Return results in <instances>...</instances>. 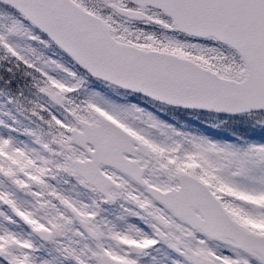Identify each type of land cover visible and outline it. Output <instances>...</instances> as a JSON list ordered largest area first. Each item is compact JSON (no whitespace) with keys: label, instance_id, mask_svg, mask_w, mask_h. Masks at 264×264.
I'll return each mask as SVG.
<instances>
[{"label":"snow or ice","instance_id":"snow-or-ice-1","mask_svg":"<svg viewBox=\"0 0 264 264\" xmlns=\"http://www.w3.org/2000/svg\"><path fill=\"white\" fill-rule=\"evenodd\" d=\"M0 264H264V0H0Z\"/></svg>","mask_w":264,"mask_h":264}]
</instances>
